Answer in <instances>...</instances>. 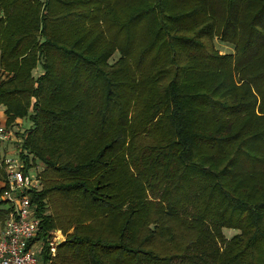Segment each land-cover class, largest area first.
<instances>
[{
	"label": "trees",
	"instance_id": "trees-1",
	"mask_svg": "<svg viewBox=\"0 0 264 264\" xmlns=\"http://www.w3.org/2000/svg\"><path fill=\"white\" fill-rule=\"evenodd\" d=\"M1 105L42 264H264V0H0Z\"/></svg>",
	"mask_w": 264,
	"mask_h": 264
},
{
	"label": "built area",
	"instance_id": "built-area-1",
	"mask_svg": "<svg viewBox=\"0 0 264 264\" xmlns=\"http://www.w3.org/2000/svg\"><path fill=\"white\" fill-rule=\"evenodd\" d=\"M17 134L6 122L0 123V172L4 176L0 209L7 212L0 226V264H42L44 241L33 242L42 220L32 194L44 191V166L35 156L22 150L24 139ZM57 245L55 242V247L50 246L52 256Z\"/></svg>",
	"mask_w": 264,
	"mask_h": 264
},
{
	"label": "rangeland",
	"instance_id": "rangeland-1",
	"mask_svg": "<svg viewBox=\"0 0 264 264\" xmlns=\"http://www.w3.org/2000/svg\"><path fill=\"white\" fill-rule=\"evenodd\" d=\"M215 45H216V48L218 50H220L222 53H233V51H234L233 46L226 45V44L222 43L219 40H215ZM118 58H119V55L118 54H115V56L113 57V59L111 60V62H115ZM42 72L43 71L41 70V67L39 66L34 71V76L37 77V76L40 75V73L42 74ZM2 106L3 105L0 106V123H5L6 120H7V118H6L5 113H3V110L1 109ZM8 126L14 128V132L16 131L18 133L17 134V137H20L22 135L26 137V135H27L26 134V131L24 132L23 130H26L27 128H29L30 123L29 122H26L24 120H21V119H17L12 125H8ZM22 132H24V133L21 134ZM38 162H39V164L41 163L40 161H38ZM1 173H0V191H1V188H2V185H3L2 182L4 180L3 173L2 174ZM46 202H48V201L46 200ZM1 225H2V222L0 221V226ZM224 233H225V236L227 237V239H231L235 234H238L239 232L238 231H235V230L225 229L224 230ZM65 240H66V235L61 230H55V231L51 232V236H50V241H51L50 242V246L51 247H55V242L56 243L58 242V245H60ZM56 253H57V251H56ZM56 253H55V255H56Z\"/></svg>",
	"mask_w": 264,
	"mask_h": 264
},
{
	"label": "crops",
	"instance_id": "crops-1",
	"mask_svg": "<svg viewBox=\"0 0 264 264\" xmlns=\"http://www.w3.org/2000/svg\"><path fill=\"white\" fill-rule=\"evenodd\" d=\"M1 109L3 110V113H5L6 108L4 106H2ZM1 226H3V225H1Z\"/></svg>",
	"mask_w": 264,
	"mask_h": 264
}]
</instances>
